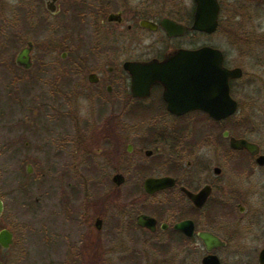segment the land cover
<instances>
[{"label":"flooded vegetation","instance_id":"flooded-vegetation-1","mask_svg":"<svg viewBox=\"0 0 264 264\" xmlns=\"http://www.w3.org/2000/svg\"><path fill=\"white\" fill-rule=\"evenodd\" d=\"M215 2L210 33L194 29L196 0H20L9 8L12 43L19 10L26 33L50 29L26 37L12 63L0 61L16 86L0 148L24 166L14 192L29 201L43 188L36 202L49 220L47 264H264V145L240 132L255 101L243 102L235 22L255 7L264 12V0ZM220 26L231 50L210 41ZM201 37L208 40L196 44ZM23 49L27 67L16 63ZM202 49L241 70L228 80L223 107L232 110L223 118L176 100L192 96L172 81L185 79ZM159 74L182 77L153 80ZM218 90L206 88L214 97ZM239 140L254 152L233 147ZM8 196L0 191L3 212Z\"/></svg>","mask_w":264,"mask_h":264},{"label":"rangeland","instance_id":"rangeland-1","mask_svg":"<svg viewBox=\"0 0 264 264\" xmlns=\"http://www.w3.org/2000/svg\"><path fill=\"white\" fill-rule=\"evenodd\" d=\"M24 1V0H23ZM27 1V0H25ZM20 0H0V38L4 45L3 51H0V61L12 63L17 51L22 47L25 38L29 36H46L50 34V29L42 32L38 29L35 32L26 33V18L24 10H19L20 21L18 23L16 44L12 41V31L9 28V8ZM264 12L262 9L255 7L245 15L235 19L237 31L240 33L241 40H238L236 46H239V62L243 76L241 79L242 86H245L242 95L243 102L254 100V107L245 109L240 115L241 120L240 132L252 133V138L258 139L264 145ZM28 23V22H27ZM7 24V27L5 26ZM25 27V28H24ZM220 32L214 39L223 41V45L232 49L222 36L223 26L219 28ZM246 36V38H242ZM196 39V38H195ZM198 43H204L205 37L197 38ZM196 39V40H197ZM195 40V41H196ZM246 40V42H245ZM242 41V42H240ZM12 70L0 68V132L3 127L10 124L11 103L9 95L14 91L15 84L12 83ZM24 84V85H23ZM20 93L28 91V85L21 83L18 87ZM247 96V97H245ZM248 98V99H246ZM252 99V100H251ZM253 129V130H252ZM1 146V143H0ZM24 166L15 161V157L9 153L8 149L0 148V191L6 192L5 209L0 218V229H11L14 231V242L8 250L0 248V261L4 264H47L46 253L41 246L45 234L43 235L44 223L49 221L47 213L42 211L43 199L36 202L43 192L42 187H36L30 192V200L26 201L23 190L14 192L16 183H20L24 178ZM22 201V202H21ZM23 204L24 206H21ZM53 219L54 222H59ZM52 221V220H50Z\"/></svg>","mask_w":264,"mask_h":264},{"label":"water","instance_id":"water-1","mask_svg":"<svg viewBox=\"0 0 264 264\" xmlns=\"http://www.w3.org/2000/svg\"><path fill=\"white\" fill-rule=\"evenodd\" d=\"M198 5V11L196 19L194 21V29L199 31H204L207 33L213 32L216 28V19H217V4L215 0H196ZM206 17H209L208 19ZM206 18V19H205ZM210 59L207 61V57ZM194 66L192 70L190 68L185 69L188 72L187 76L183 75L185 78L181 82H173L177 87L192 89L190 91L191 95L177 98L179 102L187 103L191 109H199L206 112H209L211 116L215 119L223 118V115L230 114L231 108L226 109L223 107L224 103L229 102L230 98L228 95V80L230 78H235L241 76V70L236 69L228 71L221 66V58L210 49H202L199 51L193 52ZM203 62H208L209 64H203ZM16 63L20 66H28V51L23 49L20 51L16 58ZM193 71V72H191ZM205 71L210 74L203 73ZM182 76H174L172 74L165 75L159 74L153 77V80L159 79L164 80L169 78L171 80L175 78H181ZM207 79H209L208 82ZM207 87L218 90L219 96H213L211 91H206ZM186 95V94H185ZM217 102L219 107L214 109L210 104ZM209 104V106H208ZM213 105V104H212ZM232 146L238 149H245L249 153H253L254 146L247 143L244 140L233 141ZM3 212V204L0 200V217ZM13 244V234L8 229L0 230V248L6 250L9 249ZM0 264H4L0 261Z\"/></svg>","mask_w":264,"mask_h":264}]
</instances>
